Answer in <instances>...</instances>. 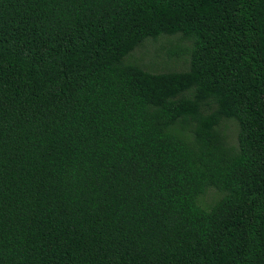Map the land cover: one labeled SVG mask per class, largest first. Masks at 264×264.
<instances>
[{"label":"trees","instance_id":"obj_1","mask_svg":"<svg viewBox=\"0 0 264 264\" xmlns=\"http://www.w3.org/2000/svg\"><path fill=\"white\" fill-rule=\"evenodd\" d=\"M0 264H264V0H0Z\"/></svg>","mask_w":264,"mask_h":264},{"label":"rangeland","instance_id":"obj_2","mask_svg":"<svg viewBox=\"0 0 264 264\" xmlns=\"http://www.w3.org/2000/svg\"><path fill=\"white\" fill-rule=\"evenodd\" d=\"M188 47L189 42H182L177 36L175 37H161L157 40H148L142 47L140 46L134 50L129 60L137 64H141L150 71H169V70H185L188 65V55L181 54L179 56L171 55L173 47L176 45ZM224 130L229 135V139L235 143V125L232 122L224 124ZM217 197L213 190L208 191L205 196V202H210Z\"/></svg>","mask_w":264,"mask_h":264}]
</instances>
